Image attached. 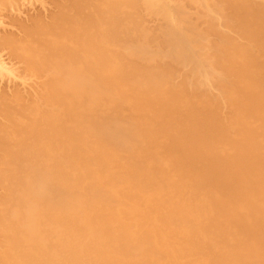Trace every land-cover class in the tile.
Returning a JSON list of instances; mask_svg holds the SVG:
<instances>
[{"label":"bare ground","instance_id":"bare-ground-1","mask_svg":"<svg viewBox=\"0 0 264 264\" xmlns=\"http://www.w3.org/2000/svg\"><path fill=\"white\" fill-rule=\"evenodd\" d=\"M40 1L0 0V264H264V0Z\"/></svg>","mask_w":264,"mask_h":264},{"label":"rangeland","instance_id":"rangeland-1","mask_svg":"<svg viewBox=\"0 0 264 264\" xmlns=\"http://www.w3.org/2000/svg\"><path fill=\"white\" fill-rule=\"evenodd\" d=\"M51 0H45V2L49 5ZM28 14H42L44 13L42 3L40 0H31V3H29L27 6L23 8V13L22 15H27ZM1 80V79H0ZM3 80H1L2 82ZM7 80L4 79L3 83H0V85H5ZM5 82V83H4Z\"/></svg>","mask_w":264,"mask_h":264}]
</instances>
